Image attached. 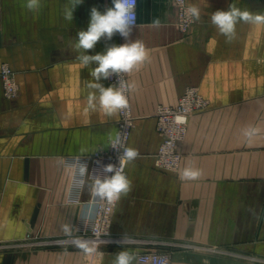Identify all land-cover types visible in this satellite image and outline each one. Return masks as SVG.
Here are the masks:
<instances>
[{
    "label": "crops",
    "instance_id": "0c3cea01",
    "mask_svg": "<svg viewBox=\"0 0 264 264\" xmlns=\"http://www.w3.org/2000/svg\"><path fill=\"white\" fill-rule=\"evenodd\" d=\"M233 4L264 13V0H186L200 18L183 35L175 0H138L139 25L128 41L116 33L88 50L140 40L148 52L126 73L136 84L130 147L139 155L127 164L131 191L118 201L97 264H114L121 251L132 264L147 252L169 255L170 264H264V25L238 23L227 42L211 15ZM94 6L103 12L112 0H83L72 21L65 19L70 0H40L38 11L26 0H0V71L8 65L20 91L6 99L0 79V240L90 229L94 174L106 165L96 155L116 136L119 118L87 109L94 90L86 81L97 65L82 68L77 57L85 53L75 44ZM189 87L200 89L209 110L190 119L179 171H161L155 111L176 106ZM189 170L199 175L186 178ZM63 251L6 253L0 264H68Z\"/></svg>",
    "mask_w": 264,
    "mask_h": 264
},
{
    "label": "clouds",
    "instance_id": "9594fccd",
    "mask_svg": "<svg viewBox=\"0 0 264 264\" xmlns=\"http://www.w3.org/2000/svg\"><path fill=\"white\" fill-rule=\"evenodd\" d=\"M83 0H70V7L65 9V19L72 21L73 12ZM26 7L30 11H38L40 0H26ZM191 17L199 20L200 11L196 6L189 9ZM252 25H264V13H252L242 10L239 7L230 5L228 10H217L211 15V23L217 28L220 35L224 36L227 42L236 37V26L238 23ZM154 23H158L154 22ZM136 26L135 0H112V6L106 7L101 12L97 7L90 10V19L86 30L77 32L75 48L83 49L85 54L77 57L82 68H89L93 63L97 66L91 68V80L86 81V87L94 90L87 96V109L99 111L107 117L115 116L120 110L129 106L127 93L135 91L136 84L128 83L119 78L116 85L105 87L100 81L110 79L113 75L131 73L139 65L148 59V52L140 40L126 42L121 45L111 44L106 46L103 52L94 55L87 54L93 50L95 45L104 38L111 41L114 34L119 33L128 41L133 27ZM254 130L246 131L245 135H252ZM124 133H118L111 140V147L119 152V146L123 140ZM138 150L125 147L123 153L118 156L119 166L111 163L104 165L101 171L95 173V181L92 185L93 197L107 201L110 204L118 202L122 196H126L132 187V182L124 173V166L138 157ZM86 168L81 169V173ZM199 175L198 171H185L184 176L194 179ZM85 241L81 247L84 252H91ZM133 256L128 251H121L115 254L114 264H132Z\"/></svg>",
    "mask_w": 264,
    "mask_h": 264
},
{
    "label": "built area",
    "instance_id": "2783aa9c",
    "mask_svg": "<svg viewBox=\"0 0 264 264\" xmlns=\"http://www.w3.org/2000/svg\"><path fill=\"white\" fill-rule=\"evenodd\" d=\"M176 3L180 7L181 28H188L191 25L192 19L189 9L186 7V0H176ZM135 17V27H137L139 25L138 0H135ZM119 78H123L127 82L125 73L119 74V77L113 75L109 79V82L112 85H116ZM6 82L9 93L16 92V86H14L9 80ZM129 95L130 94L127 93L129 100L128 108L119 111L121 119L118 124L117 134L121 132L124 133L123 140L119 146V152L111 148L110 151L104 154L109 158V163L116 166H119L118 156L123 153L125 147H129L128 141L130 130L135 122ZM205 105L206 103L199 96L198 90L189 89L176 107H160L158 109V113H156L157 130L163 136L164 140L161 145V151L159 152L160 159L157 161L160 168L172 172H177L179 170L181 155L177 152L178 144L183 142L186 137L189 117L192 112ZM127 164L124 166V173L126 176ZM117 203L118 202L110 204L104 200L98 201L97 215L91 231L92 240H95V242L104 239L109 233L112 224V215ZM137 264H170V258L169 255L164 253L147 252L138 255Z\"/></svg>",
    "mask_w": 264,
    "mask_h": 264
},
{
    "label": "rangeland",
    "instance_id": "374dc122",
    "mask_svg": "<svg viewBox=\"0 0 264 264\" xmlns=\"http://www.w3.org/2000/svg\"><path fill=\"white\" fill-rule=\"evenodd\" d=\"M175 4H176V7H177V15H176V20H175V27L179 30V32L181 34L189 35V33L191 32V29H192V27H193V25L195 24L196 21H195V19L193 17H191V19H192L191 25L188 28H181L180 7L177 5L176 0H175ZM186 7L188 9H190L187 5H186ZM125 75H126V73H125ZM0 79H1L2 85H3V95H4V97L6 99L14 100L17 97H19V92L20 91H19V86H18V84L16 82L15 72L6 64L3 65L2 68H1ZM126 79H127V75H126ZM7 80H9L14 86H16V89H17L16 92L9 93L8 87L6 85V83H7L6 81ZM108 81H109V79H108ZM127 82H128V79H127ZM189 89L198 90L199 96L206 103V105L204 107L192 112V114L189 117V122H190V119L192 117H194L195 115L208 111L210 102H209V100L207 98H205L201 94L200 89L198 87H189V88L186 89L184 94L180 97V99L178 100L177 105L179 104V102L181 101V99L184 97L185 93ZM129 94H130V92H129ZM129 98H130V103H131L130 95H129ZM176 106H172L171 107V106L160 105V106L157 107V109L155 111V115H154V118L156 120V130H157L156 113H158V109L160 107H171V108H173V107H176ZM132 113H133V111H132ZM120 119H121V117H120V113H119V118H118V121H117V124H116L117 132H118V124H119ZM135 121H136V118H135ZM134 127H135V122H134V124H133V126L131 127V130H130V136H129V141H128L129 147H130V140H131V135H132V131H133ZM188 128H189V123H188V127H187V134H188ZM157 132L160 134V132L158 130H157ZM187 134H186V137H187ZM116 135H117V133H116ZM161 137H162V141H161V145H162L164 140H163V136L162 135H161ZM186 137H185V139H186ZM185 139H184V141H185ZM183 142H180L178 144V148H177V152L181 155V161H182V154L180 153L179 148H180V145ZM161 145H160L157 153L154 155L155 167L157 169L161 170V171L172 172V171H169L167 169H162V168H160L158 166L157 161L160 159L159 152L161 151ZM111 148L112 147L109 144V146L106 149H101L96 155L97 158L105 161L106 165L109 164V158L107 156H105L104 154L107 153L108 151H110ZM180 166H181V164H180ZM98 201H99V199H95V201L93 203L94 204V215H93V218H92V221H91L92 224L90 226V229L87 230L84 234L78 235V236H74V237L54 238V239H51V238H32V239H30V238H27V239H23L21 241H8V240L4 241V240H0V256L4 255L6 253L20 252V253L23 254V258H26V257H28V255L31 252H35V251L54 250V252L59 253V252H62L64 250L63 252H67L66 260H67L68 264H97V261H98V259L100 257V254L103 252V248L106 245H108L109 241H111V236H110L111 226H110V229H109V233L104 237V239H102V240H100L98 242H95V240H92L91 231H92L93 224H94V221H95L96 215H97ZM116 207H117V205H116ZM112 218H113V215H112ZM85 241L88 242L86 246L89 249H94V251L86 253V252H84L82 250L81 245ZM59 249H61V250H59ZM24 255H25V257H24Z\"/></svg>",
    "mask_w": 264,
    "mask_h": 264
}]
</instances>
